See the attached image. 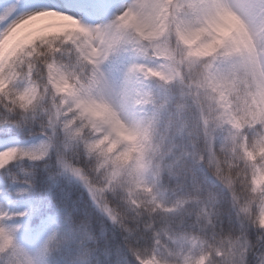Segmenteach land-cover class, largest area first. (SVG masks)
<instances>
[{
	"label": "snow or ice",
	"instance_id": "6c2138e0",
	"mask_svg": "<svg viewBox=\"0 0 264 264\" xmlns=\"http://www.w3.org/2000/svg\"><path fill=\"white\" fill-rule=\"evenodd\" d=\"M229 145L264 192V0H0V264H206L178 221Z\"/></svg>",
	"mask_w": 264,
	"mask_h": 264
},
{
	"label": "clouds",
	"instance_id": "9594fccd",
	"mask_svg": "<svg viewBox=\"0 0 264 264\" xmlns=\"http://www.w3.org/2000/svg\"><path fill=\"white\" fill-rule=\"evenodd\" d=\"M237 149L238 146L229 145L222 146L216 151H209L207 155L201 153V162L204 167L218 181V184L208 189L215 193L216 199L212 204H208L207 191L193 192L188 200L191 206L186 208L178 221V223L188 221L195 225L201 250L206 255V264H247L245 250L241 248L243 237L233 230L224 229L219 224L223 219V192H228V202L234 208H247V212L238 213V219L242 217L245 221H251L257 229L260 227L257 210L264 204V192L251 191V169L242 163L243 158ZM258 163L264 166V160ZM175 187L176 185L172 184L167 191L172 192ZM135 195L144 204L142 195L139 193ZM122 211L129 227L134 231L143 228L144 217L135 218L126 209ZM148 220L153 230L161 231L164 228L160 220L153 221L151 217H148ZM160 239L164 243H169L166 231ZM199 254L198 252L197 255ZM255 264H264V249L257 251Z\"/></svg>",
	"mask_w": 264,
	"mask_h": 264
}]
</instances>
